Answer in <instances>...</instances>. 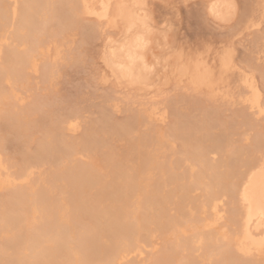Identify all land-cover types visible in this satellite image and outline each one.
Instances as JSON below:
<instances>
[{"label":"bare ground","instance_id":"6f19581e","mask_svg":"<svg viewBox=\"0 0 264 264\" xmlns=\"http://www.w3.org/2000/svg\"><path fill=\"white\" fill-rule=\"evenodd\" d=\"M202 1L207 9V14L213 20L227 23L234 16V0ZM258 6L264 14V0H259ZM35 13H40L43 22L51 23L55 19L66 20L68 29L71 28L72 24H76L78 17L85 16L95 21L94 31L97 32L101 29L115 31V36L104 38L99 57L102 63L101 81L103 83L111 81L114 83L115 88L130 86L137 91H146L153 80L159 77L161 83L174 80L176 84H179L186 81L187 85L193 90L207 89L212 91L214 84L223 81L234 69L231 51L225 50L219 54L216 63L215 61L209 62L201 54L188 59L182 55L175 56L171 60L168 72L163 71L162 73L159 69L162 63V53L172 43V36L170 32L163 29V25H160V27L157 22L152 21L148 0H58L57 2L55 0H22L21 2L19 0H0V32L15 27L14 41L20 43L23 48L22 52L12 48L9 49L6 52L4 61L1 62L0 82L5 79L3 81L9 87L12 83L17 84L24 81L27 78L25 75L26 70H33L37 73L40 66H42L39 72L40 76L50 82L48 79L53 78L52 75L57 69V67L54 68L56 66L54 64L61 57V53L57 49L56 37H50L49 42L44 43V32H41L42 35L39 37L35 35L36 28L33 20ZM257 25V23H253L251 26ZM59 34L61 41H65L67 35L65 31H60ZM2 41L3 38L0 37V45ZM49 44L54 45L57 49L51 57H49V50H47ZM40 62L42 64L39 66ZM216 64L217 70L214 72L213 66ZM240 83L245 90L242 95V102L246 104L247 109L253 115L264 116V95L254 77L243 75L240 78ZM2 91L0 89V95L3 94L4 91ZM7 91L9 92V90ZM7 94L4 97L7 96L8 98L9 94ZM14 99L18 100L16 96H14ZM28 109L25 110V114L30 112ZM154 110L152 109L146 116L148 118L155 116L156 118L158 114ZM4 117L6 118V116ZM160 117L161 115L158 118L163 120L164 117ZM135 118L141 120L139 117ZM2 119L10 120L11 123L9 122L8 125H11L13 129L22 128L19 116L11 118L10 115V119L8 117ZM245 119L250 121L248 118ZM203 121L200 122V125L195 124L188 129L186 127L187 130L183 128L179 130L176 126L170 130V135L175 139H179L182 134L188 139L187 136L191 133L194 136L196 135L194 139L200 138L202 134L206 136ZM188 122L193 121L188 120ZM63 126L51 128L49 137L45 141L39 142L38 149L35 152V157L37 160L39 159L36 164H40V160L49 151L54 152L56 145L53 138L60 134V131L64 128ZM65 128L68 131H74L76 126L71 121H67ZM23 129H25V126H23ZM23 129H19V131L21 132ZM203 130L205 133H203ZM122 131L126 132L124 129ZM88 132L90 133V131ZM197 136L198 138H196ZM147 138H142L140 141L150 140V138ZM186 139L183 140L185 148L188 147ZM258 139L260 138L258 137L253 142V147L258 145L263 148L264 142ZM211 140L215 141L213 138ZM140 141L133 143V145H136L134 146L135 150L139 151L142 142H145ZM128 143L129 146L130 142ZM218 143L216 146L211 143L209 147L219 150ZM86 145V141L81 143V147ZM160 150L165 151L163 146ZM130 151H133V146H130ZM262 151L264 152V149L260 152ZM183 153L185 158L191 162H197L202 168L196 174L189 172V174L183 173L180 176L174 175L172 176V182L170 181L171 176L169 177L168 173H165L164 164L156 161L157 154L155 153L141 156L138 159L135 172L121 169L122 171L120 170L119 173L114 174L115 172L111 171L112 177L120 176L122 178L119 182H112L108 185L100 181L99 177L87 166L76 168V170L74 168V173H71L72 175L67 182L64 181V177L60 172H54L48 178H45L47 179L46 182L44 178V180H40L43 186H49L50 200L47 205L45 200L41 199L38 194L34 199L29 198L31 191L32 195H35L38 183L34 190L28 187H25V190L23 189L24 185L30 184L31 172H28L29 167L24 166L19 169L15 178L5 172L7 166L5 167L4 163L0 162V190L14 188L19 185L18 192L9 195V200H17V207H12L10 201L0 203V264L122 263L133 253L141 254L137 245L140 238L142 237L144 241L148 242L150 238L155 236V232L163 237L168 233L173 234L175 236L174 245L177 248L181 247L183 250L190 252L193 250L192 246L196 251L202 249L207 255L205 257L208 259V264H223V262L225 264H259L255 261L257 260L255 258L264 256V158L261 160H255L252 156L249 159L245 158L246 168L240 174L239 170L235 173L233 168H230V164L234 168L237 165L236 163L240 164L237 158H230V156L227 157L223 154L221 160H218L219 162L213 163V161L209 162L207 160L205 153L202 151L197 152L194 150L190 152L188 149L183 148ZM230 153L236 154L238 152L231 151ZM101 160H105L104 156ZM27 163L25 164L27 165ZM104 163H106V160ZM111 163L110 166L114 167L116 162L112 161ZM244 163L242 161V166ZM140 168H144V170L139 172ZM170 168L172 169V166ZM156 169H159L161 173L159 181L163 183L170 182L172 186L171 190L163 191L164 193L162 192L163 194L160 193V195L158 194L159 182L149 186L143 180V176L148 170ZM227 171L233 175L228 176ZM138 172L139 174H136ZM230 178L235 180L232 181ZM187 179L193 185H186ZM59 183L63 185L62 188L64 187L63 194L67 195V197H63L64 195L61 194L60 196L63 198L60 201L52 195L55 188L60 185ZM193 187L203 192L201 203L189 196ZM142 188L144 190L141 192ZM86 189L92 190V193L88 196V201L86 199L87 203L90 201L91 206L81 208L78 205L77 197ZM93 190L109 196L108 201H112L109 207L100 209L102 215L100 212L98 214L101 216L93 213V210H95L93 207L98 201L95 198L97 196L93 197ZM133 193L137 199L132 202L130 198ZM175 194L179 196V200L173 203L171 198ZM221 195L230 199V213L228 212L227 221L232 226V233L225 235H223L224 233L222 235L200 233L197 242H190L189 238L185 236L181 239L176 234L182 228L179 222L180 219L184 220L183 225H187L194 230L198 226L202 230L217 226L223 217L218 198ZM169 204H173L176 209L175 212L181 217L180 219L167 215L166 206ZM185 204L190 205L189 207H192L193 211L185 212L187 211L185 210ZM63 207L65 208L62 209ZM141 207L145 211L142 219L143 223L136 221L137 214L135 210ZM6 210L15 213L21 211L22 213L21 216L6 215L5 218L4 213ZM81 212L89 213V219L86 220V216L83 219ZM29 213L32 214L33 222L37 218L41 223L39 227L35 228L37 236H34L32 227L28 226H26L23 234V226L27 223ZM82 220H84L83 224L81 223ZM152 227L154 229H151ZM185 233L183 232V235ZM219 238H221V241H219ZM4 241H6V244H4ZM150 261H152L151 264H169L170 259L168 254H162L157 259L154 258ZM195 263V258L191 256H187L183 260V264Z\"/></svg>","mask_w":264,"mask_h":264},{"label":"rangeland","instance_id":"374dc122","mask_svg":"<svg viewBox=\"0 0 264 264\" xmlns=\"http://www.w3.org/2000/svg\"><path fill=\"white\" fill-rule=\"evenodd\" d=\"M234 2V16L227 23H221L213 20L207 14V9L202 0H148L152 21L157 22L159 26L163 25V29L170 32L172 36V43L162 53V63L159 66L162 73L163 71L168 72L171 60L175 56L182 55L188 59L201 54L209 62L215 61L216 63L221 52L231 51L234 69L223 81L214 84L213 92L207 89L193 90L186 81L179 84H176L174 80L161 83L159 77L153 80L146 91H137L130 86L115 88L111 81L103 83L101 81L102 63L99 59L102 43L106 36H115L116 32L105 29L94 31L95 21L85 16L78 17L76 24H72L70 30L66 26V20L55 19L51 23L43 22L40 13H35L33 15L36 28L35 35L39 37L42 35L41 32H44V43L49 42L50 37H56V45L58 46L57 49L60 50L61 57L54 64L56 65L54 68L57 67V69L52 75L53 78L48 79L50 82L40 76L42 62L39 63L40 68L37 73L33 70H26L27 78L20 83H12L9 87L3 81L5 79L0 82V89L4 91H2L4 95L2 93L0 95V162L4 163L5 167L7 166L5 172L16 178L19 169L24 166L29 167L28 172H31L30 184L25 183L23 189L28 187L34 190L38 183L35 195H40L47 205L50 200L49 186H43L40 180L48 178L54 172H60L64 181L67 182L74 173V168L76 170V168L87 166L99 177L100 181L108 185L112 182H119L122 178L120 176L112 177L111 171H114V174L119 173L118 171L121 169L133 172L137 167L138 159L150 153L157 154L155 159L158 163L164 164L165 173L167 172L168 174H166L171 176L170 181L174 175L180 176L183 173L189 174V172L196 174L202 168L197 162H191L185 158L183 148L190 152L202 151L207 160L213 161V163L219 162L218 160H221L223 154L227 157L230 156V158H237L240 164L242 161L244 163L245 158L249 159L250 156L255 160L263 159L264 152L260 151L264 147L258 145L253 147L252 144L258 137L264 142V116L253 115L247 109L246 104L242 102V95L245 90L241 86L240 78L243 75L253 76L264 95V14L259 9V0H234ZM253 23L258 25L252 27ZM14 28L10 27L4 32H0V37L3 38L0 45V65L9 49L22 52L21 44L14 41L13 35L16 31ZM44 28H46L45 31H43ZM60 31H65L67 34L65 41H61ZM57 49L54 45L49 44L47 48L49 57L53 56ZM213 69L214 72L217 70V64L213 66ZM5 92L9 96L8 98L7 96L4 97ZM14 96L18 100H15ZM27 109L30 112L25 114ZM152 109H155L154 111L158 116L164 117L163 120L159 119L157 114L156 118L155 116L148 118L146 115ZM15 110L16 113L14 114ZM10 115L11 118L20 117L22 128L13 129L11 125H8L10 120L2 119L7 117L10 119ZM134 116L141 120L139 121ZM188 120L193 122H188ZM67 121L75 124L74 131H68L65 128ZM201 121H203V127L206 129V133L203 130L206 136L202 134V137L198 138L197 136L198 139H194L196 135L191 133L187 136L188 139L185 135L182 136L183 134L179 139H175L170 135V130L176 126L179 130L182 128L187 130L195 124L200 125ZM60 125H64V128L60 134L53 138L56 145L54 152H52L53 155L49 151L40 160V164H36L39 159L37 160L35 157V152L39 142L45 141L49 137L51 128ZM23 126L26 130L23 129ZM186 127L187 129H185ZM19 129H23L24 132L22 130L20 132ZM142 138H150V140H142L145 141L142 142L140 141ZM212 138L215 141L211 140ZM185 139L188 142L187 148L183 146ZM137 140L142 142L139 151L135 150L134 146L136 145H133L134 142L138 143ZM83 141L87 142L85 147H81ZM128 142H130L129 146ZM211 143L215 144L214 146L218 143L220 151L209 147ZM69 144L73 147L71 148ZM130 146H133L132 152ZM161 146H163L164 152L160 150ZM231 151L238 153L232 154ZM103 156L106 163H104L105 160H101ZM44 159L47 162L43 161ZM110 160L116 162L114 167L110 166L112 164ZM24 161L28 162L27 165ZM236 164L235 168L230 164V168H233L235 173L238 170L240 174L243 173L246 168L245 163L243 166ZM142 170L144 168H140L138 171L141 172ZM159 175H161L159 169L148 170L143 176V180L149 186L159 182L158 194L160 195L163 191L171 190L172 186L170 182H160ZM232 175L231 172H228V176ZM230 180L235 179L230 178ZM44 181L46 182L47 179ZM186 185L193 184L187 179ZM62 186L60 184L55 188V191L52 190V195L56 196L55 199L58 201L67 197L63 194L64 187L62 188ZM143 186L145 187V185ZM18 187L19 185L0 190V203L10 201L9 203L13 205L10 206L17 207V200H9V195L13 192L17 193ZM143 190L144 188L140 191ZM91 191L86 189L78 195L77 202L81 208L91 206L90 201L87 203ZM61 194L64 196H60ZM202 194L200 189L193 187L189 196L201 203L203 201ZM35 195H32L31 191L29 198L34 199L38 196ZM93 197L98 199L95 205L93 204L94 215H100L102 208L109 207L112 202L111 200V202L108 201L109 196H105L97 190L94 191ZM218 198L220 210H222V220L217 226H214L215 228L204 230L200 226L194 230L183 225L184 220L180 219L181 217L175 212L176 209L173 204L166 206L167 215L180 219L182 228L176 234L181 239L185 236L189 238L190 242H197L200 233L206 235L232 233V226L227 221V216L230 213V199L222 195ZM136 199L135 194H131L130 200L133 202ZM177 200H179V196L173 195L171 202L174 203ZM189 206L185 204V210H187L185 212L193 211L192 207ZM135 212L137 214L136 221L143 223L144 209L141 207ZM21 213V211L15 213L6 210L4 216L5 218L6 215L21 216ZM28 215L27 223L23 226V234L26 226H28L32 227L34 236H37L35 228L39 227L41 223L37 218L33 222L32 214L29 213ZM81 215L83 219L85 216L86 220L89 219V213L81 212ZM183 232H186V235H183ZM154 235L148 242L141 237L137 244L141 254L133 253L122 263L151 264L152 261L150 260L157 259L162 254H168L169 264H183V260L187 256L195 258V264H208V259L205 257L207 255L202 249L196 251L192 246L193 250L190 252L181 247H175V236L171 233L164 235V237L157 232ZM228 235L230 236V234ZM220 239L219 241H221ZM249 259H257L255 260L257 263L264 264V256ZM223 264L225 263L223 262Z\"/></svg>","mask_w":264,"mask_h":264}]
</instances>
